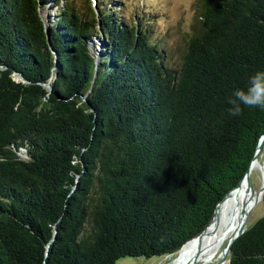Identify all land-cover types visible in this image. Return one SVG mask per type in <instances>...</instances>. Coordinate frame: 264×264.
I'll use <instances>...</instances> for the list:
<instances>
[{"label": "trees", "instance_id": "1", "mask_svg": "<svg viewBox=\"0 0 264 264\" xmlns=\"http://www.w3.org/2000/svg\"><path fill=\"white\" fill-rule=\"evenodd\" d=\"M122 3L0 0V264L173 255L250 164L264 110L227 98L264 69V0H202L176 68ZM261 203L226 264H264Z\"/></svg>", "mask_w": 264, "mask_h": 264}, {"label": "rangeland", "instance_id": "2", "mask_svg": "<svg viewBox=\"0 0 264 264\" xmlns=\"http://www.w3.org/2000/svg\"><path fill=\"white\" fill-rule=\"evenodd\" d=\"M122 1L123 3L120 8L125 12L124 15L126 17H130V21L135 20L131 19L136 14V12L134 14L135 9L142 10L144 12V17H147L152 21L150 35H152V38L160 41L165 62L169 67H178L183 56V51L186 48L189 35L193 33V31L198 30V22L196 20L198 9L200 8V2L202 0ZM79 4L81 3L79 2ZM94 40L99 43L96 39ZM259 161L264 163V146ZM251 175L253 177L252 186L254 190L251 192L248 189L247 183L245 184V190L247 195L252 199L256 197L260 190L261 172L252 171ZM258 201L259 203L254 205L253 209L249 212L247 217L248 222L246 223L245 228L253 224L263 213L261 200ZM224 247L225 245H223V248L221 247L217 250L207 262L202 260L194 261L191 264H226L227 261H221ZM175 254L160 257H123L117 260L115 264H167Z\"/></svg>", "mask_w": 264, "mask_h": 264}, {"label": "bare ground", "instance_id": "3", "mask_svg": "<svg viewBox=\"0 0 264 264\" xmlns=\"http://www.w3.org/2000/svg\"><path fill=\"white\" fill-rule=\"evenodd\" d=\"M252 171L261 172L260 182L262 185L264 182V167L259 159L251 163L250 174H252ZM245 184L246 181L241 180L225 196L217 205L214 215L204 231L184 243L167 264H191L194 261L202 260L207 262L217 250L223 248V245L237 233L243 224L246 212L248 217L254 205L259 203L258 200H261V194H257L256 197L251 199L246 193ZM247 217L245 224L248 222Z\"/></svg>", "mask_w": 264, "mask_h": 264}, {"label": "clouds", "instance_id": "4", "mask_svg": "<svg viewBox=\"0 0 264 264\" xmlns=\"http://www.w3.org/2000/svg\"><path fill=\"white\" fill-rule=\"evenodd\" d=\"M227 104V112L233 117L240 116L244 108L264 110V69L251 74L245 88H236Z\"/></svg>", "mask_w": 264, "mask_h": 264}, {"label": "water", "instance_id": "5", "mask_svg": "<svg viewBox=\"0 0 264 264\" xmlns=\"http://www.w3.org/2000/svg\"><path fill=\"white\" fill-rule=\"evenodd\" d=\"M46 37L48 38V33L46 32ZM48 42H49V39H48ZM17 81H24V79L22 78L21 75H18L17 73L15 74V77H14ZM48 89L50 90L51 89V86L47 85ZM263 146H264V132L261 134V136L259 137L258 139V142H257V145H256V148H255V152L253 154V157L250 161V164L249 166L247 167L244 175L241 177V179L239 180L238 184L240 183L241 180H245L249 189L251 190V192H253L254 188L252 186V181H251V174H250V166H251V163L253 161H257L259 159V157L261 156V153H262V150H263ZM263 167H264V163H263ZM237 184V185H238ZM236 185V186H237ZM235 186V187H236ZM235 187L231 188L224 196L223 198L220 199V201L217 203V205L225 198V196L231 191L233 190ZM263 192H264V182L263 184L261 185L260 187V190L258 192V194H261V199H262V196H263ZM216 205V207H217ZM216 207H215V210H216ZM214 210V212H215ZM214 212H213V215H214ZM246 217H247V212L245 214V218L243 220V224L241 225V227L239 228V230L237 231V233H235L232 237H230L227 241V243L225 244V247L222 251V257H221V261H226L227 260V257H228V254H229V251H230V248H231V245L232 243L235 241V239L241 235L243 233V231L245 230V220H246ZM204 231V230H203ZM202 231V232H203ZM201 232V233H202ZM201 233H199L198 235H200Z\"/></svg>", "mask_w": 264, "mask_h": 264}]
</instances>
